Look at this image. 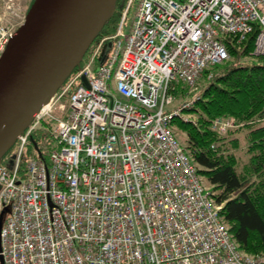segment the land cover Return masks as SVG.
Segmentation results:
<instances>
[{
    "label": "built area",
    "instance_id": "1",
    "mask_svg": "<svg viewBox=\"0 0 264 264\" xmlns=\"http://www.w3.org/2000/svg\"><path fill=\"white\" fill-rule=\"evenodd\" d=\"M11 13L0 14V58ZM119 14L0 164V264H264L239 251L170 127L190 105L176 107L178 88L192 93L229 58L224 36L257 28L253 53L264 56V0H122ZM39 129L55 145L45 158L27 151Z\"/></svg>",
    "mask_w": 264,
    "mask_h": 264
},
{
    "label": "trees",
    "instance_id": "2",
    "mask_svg": "<svg viewBox=\"0 0 264 264\" xmlns=\"http://www.w3.org/2000/svg\"><path fill=\"white\" fill-rule=\"evenodd\" d=\"M119 15L109 17L81 66L101 38L115 33ZM257 33L255 28L242 41L231 35L222 38L229 58L203 72L205 84L197 93L178 88L177 98L190 105L171 118L170 127L211 198L221 205L219 215L239 251L264 257V56L253 53ZM218 119L231 120L234 126L221 134L212 127ZM44 123L55 126L53 121ZM53 148L50 134L40 129L27 144L29 153L44 158Z\"/></svg>",
    "mask_w": 264,
    "mask_h": 264
},
{
    "label": "water",
    "instance_id": "3",
    "mask_svg": "<svg viewBox=\"0 0 264 264\" xmlns=\"http://www.w3.org/2000/svg\"><path fill=\"white\" fill-rule=\"evenodd\" d=\"M117 1L33 0L0 58V161L33 114L80 68Z\"/></svg>",
    "mask_w": 264,
    "mask_h": 264
},
{
    "label": "rangeland",
    "instance_id": "4",
    "mask_svg": "<svg viewBox=\"0 0 264 264\" xmlns=\"http://www.w3.org/2000/svg\"><path fill=\"white\" fill-rule=\"evenodd\" d=\"M31 2H32V0H0V14L1 15L5 14L7 16V15H9L10 12H12L11 15L9 16V18H13L12 22H13L15 28H18L23 23L24 18L26 16V13L29 9ZM6 6H10V9L7 10ZM135 8H136V3L134 2L132 4L130 10H129L128 15L126 16L125 26L123 29L124 36L127 35L129 32V28H130V25L132 23L134 13H135ZM98 43L96 44V46H98ZM96 46H95V48H96ZM93 68H95V65L93 66ZM204 78L205 77L203 76V77H201V79H199L197 86H196V89H194L192 91V93H194V94L197 93L198 90L205 84ZM61 102H62V104H66L65 98H63L61 100ZM182 102H184V99L176 101L175 102L176 107L180 106ZM52 112H53L54 116H56V117L62 116L60 110H58L57 108L53 109ZM43 143L47 144V141H44ZM44 144H42V146H44ZM29 151L34 152L35 150L30 149ZM4 218H5V216L3 215L1 217V223L4 222Z\"/></svg>",
    "mask_w": 264,
    "mask_h": 264
},
{
    "label": "flooded vegetation",
    "instance_id": "5",
    "mask_svg": "<svg viewBox=\"0 0 264 264\" xmlns=\"http://www.w3.org/2000/svg\"><path fill=\"white\" fill-rule=\"evenodd\" d=\"M121 7H122V0L121 1H118L116 3L115 10H114V14H119Z\"/></svg>",
    "mask_w": 264,
    "mask_h": 264
}]
</instances>
